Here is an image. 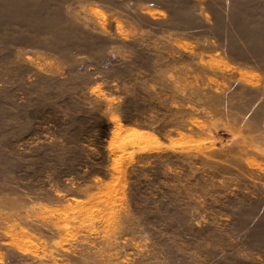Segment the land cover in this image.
Wrapping results in <instances>:
<instances>
[{"label": "rangeland", "instance_id": "1", "mask_svg": "<svg viewBox=\"0 0 264 264\" xmlns=\"http://www.w3.org/2000/svg\"><path fill=\"white\" fill-rule=\"evenodd\" d=\"M0 264H264V0H0Z\"/></svg>", "mask_w": 264, "mask_h": 264}, {"label": "bare ground", "instance_id": "2", "mask_svg": "<svg viewBox=\"0 0 264 264\" xmlns=\"http://www.w3.org/2000/svg\"><path fill=\"white\" fill-rule=\"evenodd\" d=\"M130 132H131V128H130ZM131 133H132V132H131ZM135 136H136L137 138H139V139H141V137H142V135H141V134H139V133H138V134H136ZM144 137H145V136H144ZM133 141H134V140H133ZM142 141H143V140H142Z\"/></svg>", "mask_w": 264, "mask_h": 264}, {"label": "trees", "instance_id": "3", "mask_svg": "<svg viewBox=\"0 0 264 264\" xmlns=\"http://www.w3.org/2000/svg\"><path fill=\"white\" fill-rule=\"evenodd\" d=\"M100 127H103V129H104V131H105V128H106L107 126L104 125V126H100Z\"/></svg>", "mask_w": 264, "mask_h": 264}]
</instances>
